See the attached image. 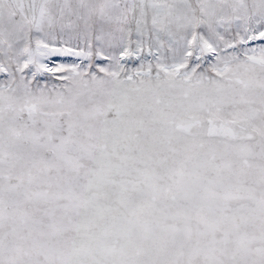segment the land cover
I'll list each match as a JSON object with an SVG mask.
<instances>
[{
    "label": "snow or ice",
    "instance_id": "6c2138e0",
    "mask_svg": "<svg viewBox=\"0 0 264 264\" xmlns=\"http://www.w3.org/2000/svg\"><path fill=\"white\" fill-rule=\"evenodd\" d=\"M0 264H264V0H0Z\"/></svg>",
    "mask_w": 264,
    "mask_h": 264
}]
</instances>
